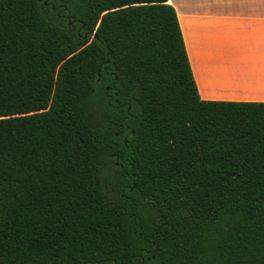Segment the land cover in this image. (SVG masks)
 Instances as JSON below:
<instances>
[{
	"label": "trees",
	"instance_id": "16d2710c",
	"mask_svg": "<svg viewBox=\"0 0 264 264\" xmlns=\"http://www.w3.org/2000/svg\"><path fill=\"white\" fill-rule=\"evenodd\" d=\"M0 264H264V102L167 0H0Z\"/></svg>",
	"mask_w": 264,
	"mask_h": 264
},
{
	"label": "crops",
	"instance_id": "0c3cea01",
	"mask_svg": "<svg viewBox=\"0 0 264 264\" xmlns=\"http://www.w3.org/2000/svg\"><path fill=\"white\" fill-rule=\"evenodd\" d=\"M202 100L264 102V0H167Z\"/></svg>",
	"mask_w": 264,
	"mask_h": 264
},
{
	"label": "rangeland",
	"instance_id": "374dc122",
	"mask_svg": "<svg viewBox=\"0 0 264 264\" xmlns=\"http://www.w3.org/2000/svg\"><path fill=\"white\" fill-rule=\"evenodd\" d=\"M104 171H105V173H108V172H109V170H108V169H105Z\"/></svg>",
	"mask_w": 264,
	"mask_h": 264
}]
</instances>
